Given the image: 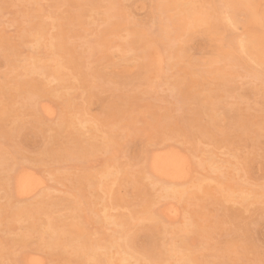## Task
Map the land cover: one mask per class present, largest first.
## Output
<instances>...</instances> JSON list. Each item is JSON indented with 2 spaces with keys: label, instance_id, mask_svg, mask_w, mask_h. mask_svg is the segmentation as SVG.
<instances>
[{
  "label": "rangeland",
  "instance_id": "rangeland-1",
  "mask_svg": "<svg viewBox=\"0 0 264 264\" xmlns=\"http://www.w3.org/2000/svg\"><path fill=\"white\" fill-rule=\"evenodd\" d=\"M0 264H264V0H0Z\"/></svg>",
  "mask_w": 264,
  "mask_h": 264
},
{
  "label": "bare ground",
  "instance_id": "bare-ground-1",
  "mask_svg": "<svg viewBox=\"0 0 264 264\" xmlns=\"http://www.w3.org/2000/svg\"><path fill=\"white\" fill-rule=\"evenodd\" d=\"M152 169L159 176L163 178H170L173 180L183 178L186 175V172L184 169V163L176 155L170 154V153L155 157L153 164H152ZM20 178L21 179L17 183L18 184L17 189H19V192L22 191L23 193L25 190L27 191L28 189L31 188V186L33 185L32 184L33 179L31 177H20ZM22 193L20 192V194Z\"/></svg>",
  "mask_w": 264,
  "mask_h": 264
}]
</instances>
